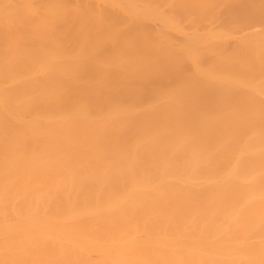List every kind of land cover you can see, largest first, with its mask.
<instances>
[{
    "label": "bare ground",
    "instance_id": "6f19581e",
    "mask_svg": "<svg viewBox=\"0 0 264 264\" xmlns=\"http://www.w3.org/2000/svg\"><path fill=\"white\" fill-rule=\"evenodd\" d=\"M0 264H264V0H0Z\"/></svg>",
    "mask_w": 264,
    "mask_h": 264
}]
</instances>
